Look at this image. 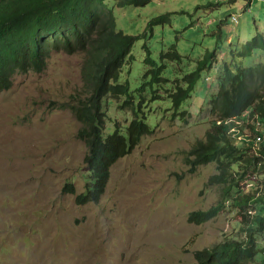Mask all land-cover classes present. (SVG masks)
<instances>
[{"label":"rangeland","instance_id":"rangeland-1","mask_svg":"<svg viewBox=\"0 0 264 264\" xmlns=\"http://www.w3.org/2000/svg\"><path fill=\"white\" fill-rule=\"evenodd\" d=\"M114 15L117 31L137 39L122 74L132 91L146 71L145 48L160 67V55L176 46L182 62L162 75L170 82L192 73L206 52L215 50L217 62L182 104L183 120L168 111L166 90L147 103L154 133L112 167L101 200L83 206L75 197L85 190L87 148L71 110L85 96L83 56L55 54L43 73L15 76L0 93V264H195L196 251L236 231L231 210L203 225L189 222L218 202L220 190L207 187L215 164L191 173L186 158L217 120L208 104L224 66L263 63L259 51L242 61L237 54L257 32L264 36V0H156L145 9L114 8ZM165 15L164 26L148 29ZM108 103V127L130 122V113ZM248 115L223 121L237 145L251 140Z\"/></svg>","mask_w":264,"mask_h":264},{"label":"trees","instance_id":"trees-1","mask_svg":"<svg viewBox=\"0 0 264 264\" xmlns=\"http://www.w3.org/2000/svg\"><path fill=\"white\" fill-rule=\"evenodd\" d=\"M155 1L0 0V93L12 88L17 75L43 73L55 54L83 56L85 96L71 109L80 123L77 138L87 148L85 190L75 197L79 206L98 203L112 167L154 133L145 111L147 103L161 98L159 92L166 90L171 102L168 111L183 120L187 112L182 104L191 98L201 74L217 62L215 50L206 52L192 73L170 82L162 75L167 64L182 62L176 46L160 55V67L145 48L146 71L141 86L132 91L129 82L122 81V74L137 39L117 31L114 8L145 9ZM168 19L169 15L157 17L148 29L164 26ZM258 51L264 57L260 32L242 47L237 58L242 61ZM169 84L172 86L167 90ZM108 100L117 103L119 111L131 114L129 123L121 127L115 124L113 129L107 126ZM208 106L217 120L205 140L193 145L186 162L191 173L201 166L216 165L207 187H218L220 198L210 209L191 213L188 220L203 225L231 210L236 213L237 228L212 247L196 251L195 264H264V138L258 144L254 137L256 133L264 137V60L245 69L232 70L225 65ZM247 114L244 123L251 140L237 145L223 121L242 120ZM69 187L74 192L73 186Z\"/></svg>","mask_w":264,"mask_h":264},{"label":"built area","instance_id":"built-area-1","mask_svg":"<svg viewBox=\"0 0 264 264\" xmlns=\"http://www.w3.org/2000/svg\"><path fill=\"white\" fill-rule=\"evenodd\" d=\"M232 22L234 23V24H237V19L236 18H233L232 19ZM263 136H258L257 137V143L259 144L260 142H262L263 141Z\"/></svg>","mask_w":264,"mask_h":264}]
</instances>
